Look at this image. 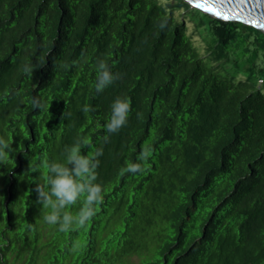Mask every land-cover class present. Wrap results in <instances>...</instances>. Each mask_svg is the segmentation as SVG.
I'll use <instances>...</instances> for the list:
<instances>
[{
  "label": "trees",
  "instance_id": "1",
  "mask_svg": "<svg viewBox=\"0 0 264 264\" xmlns=\"http://www.w3.org/2000/svg\"><path fill=\"white\" fill-rule=\"evenodd\" d=\"M170 1L0 0V264H264V33ZM101 60L121 78L96 93ZM117 97L131 111L108 134ZM81 139L104 200L63 232L35 188Z\"/></svg>",
  "mask_w": 264,
  "mask_h": 264
},
{
  "label": "clouds",
  "instance_id": "2",
  "mask_svg": "<svg viewBox=\"0 0 264 264\" xmlns=\"http://www.w3.org/2000/svg\"><path fill=\"white\" fill-rule=\"evenodd\" d=\"M169 0H160L161 5L168 4ZM163 29L165 24L162 22ZM41 63H26L22 69L23 73L31 77L35 69L42 67ZM97 78L95 82L96 93L103 92L109 85L121 78V74L113 73L110 66L103 60L96 65ZM36 107L38 102L33 101ZM84 112L92 109L85 105ZM131 111V103L127 98L117 97L111 105V114L104 125L106 133L118 132L126 125L128 115ZM139 115V114H138ZM109 136L105 135L103 141L108 142ZM93 145L88 139L78 140L71 147L65 149L64 163L52 162L47 165V183L45 186L36 183L37 203L51 211L45 215L44 219L51 225H58L59 230L71 232L83 228L96 215L97 205L103 203L102 186L97 183L99 166L98 157L102 155V149L97 148L94 152L82 154L81 149H91ZM12 143L0 138V163H6V158L12 152ZM149 150L145 147L138 156L141 161L147 160ZM33 171H37L33 168ZM142 165L139 163H129L121 169L120 174L125 172H142ZM81 203L79 211L73 215L65 212L64 209Z\"/></svg>",
  "mask_w": 264,
  "mask_h": 264
},
{
  "label": "water",
  "instance_id": "3",
  "mask_svg": "<svg viewBox=\"0 0 264 264\" xmlns=\"http://www.w3.org/2000/svg\"><path fill=\"white\" fill-rule=\"evenodd\" d=\"M224 21H239L264 33V0H184Z\"/></svg>",
  "mask_w": 264,
  "mask_h": 264
},
{
  "label": "rangeland",
  "instance_id": "4",
  "mask_svg": "<svg viewBox=\"0 0 264 264\" xmlns=\"http://www.w3.org/2000/svg\"><path fill=\"white\" fill-rule=\"evenodd\" d=\"M160 1V0H159ZM173 3V1H170L168 3ZM177 14V19L183 23V25L186 28V33L191 36V40L193 43L200 48V51L203 52L204 49V43L201 40L200 36L197 34V32L194 29V26L192 25L191 21L185 16V11L182 7H177V9L173 10Z\"/></svg>",
  "mask_w": 264,
  "mask_h": 264
}]
</instances>
